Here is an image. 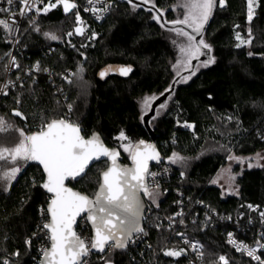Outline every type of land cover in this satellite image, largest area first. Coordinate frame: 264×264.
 <instances>
[{
    "label": "trees",
    "instance_id": "obj_1",
    "mask_svg": "<svg viewBox=\"0 0 264 264\" xmlns=\"http://www.w3.org/2000/svg\"><path fill=\"white\" fill-rule=\"evenodd\" d=\"M113 2V10L103 23L90 24V33L96 37L83 42L82 49L64 40L75 22V14L63 15L54 10L40 16L34 24L28 18L24 20L20 34L26 51L24 61L39 64L40 70L32 76L22 74L23 84L0 99V117L12 125L0 132V145L12 146L17 142L15 128L31 134L43 124L61 119L65 104L59 99L49 73L57 77L68 67L81 68L69 83H63L68 103L73 107L69 122L79 125L85 137L99 133L109 147L120 149L125 164H129L130 155L122 144L131 141L134 145L154 137L160 158L173 169L171 180L158 189L162 198L154 204L146 197L152 208L145 227L154 247L146 253L147 260L153 264H174L163 250L180 244V237H172L173 229H177L204 246L205 264H214L220 255L229 256L233 264H259L233 249L227 242V232L242 224L247 233L239 236L253 246L257 244L258 228L264 237L260 215L264 212V168L244 170L237 178V195L224 196L211 181L227 164L229 154L252 156L264 150V0L255 2L257 8L251 22L247 18V0H225L223 7L217 0L201 36L211 45L214 63L201 66L186 83L178 82L182 76L174 74L172 68L176 45L169 32L174 26H161L163 21L182 17V9L174 7L177 0H154L155 8L142 1ZM133 4L137 5L135 9ZM157 8L163 10L161 23L153 18ZM249 29L251 43L237 47L236 33L247 38ZM45 33L55 34L58 39L52 40ZM7 39L0 28V79L5 77L8 63ZM199 58L196 63L201 65L206 59ZM109 64L132 65L135 70L126 79L111 73L99 80L98 71ZM170 85L172 90L166 91ZM151 96L157 99L143 114L141 102ZM159 100L166 107L158 105L155 119L152 116L146 122ZM14 110L26 119L13 115ZM158 110L162 112L157 115ZM121 130L128 140L116 139ZM174 152L184 159L171 163L168 158ZM0 165L11 167L5 161H0ZM107 165L106 161L94 164L84 177L69 185L94 197ZM43 182L44 174L35 161L24 163L7 190L5 183L0 182V255L13 257L9 264H39L38 245L44 238L41 210L47 209L50 200L41 187ZM177 192L183 195L182 219L173 217ZM248 204L258 206L251 213L253 223L248 221ZM241 213L244 216L239 220ZM172 221L176 222L174 228ZM77 230L82 237H91L87 222ZM28 239L30 246L25 243ZM260 256L264 260V250ZM141 258L130 247L110 248L104 256L93 255L89 264H146V259Z\"/></svg>",
    "mask_w": 264,
    "mask_h": 264
},
{
    "label": "snow or ice",
    "instance_id": "obj_2",
    "mask_svg": "<svg viewBox=\"0 0 264 264\" xmlns=\"http://www.w3.org/2000/svg\"><path fill=\"white\" fill-rule=\"evenodd\" d=\"M131 3L132 0H129ZM221 7L224 6L225 0H218ZM6 3L11 6L14 3L19 4L18 10H11L9 8H0V12H10L9 19H0V28L6 33L13 32V24L16 23L17 15L21 18L28 17L30 23L34 24L35 20L29 13L39 15L41 13L47 14L51 9L56 8L58 5L63 6L65 13L77 8L76 3L70 0H48L47 4L41 8L40 4L44 0H6ZM93 3V0H89ZM144 4L152 5L155 8L154 0H142ZM217 4V0H181L177 6L185 9L183 18H177L173 21H163V10L156 9L157 15L154 19L161 23L164 27L166 24L171 23L174 27L170 29L175 31L178 36H183L187 39V44H181L179 47L180 59L174 68H177V75H180V69L191 70L189 76H182L180 81L186 83L191 76L195 75L197 67L192 65L193 59H198L199 56H206L207 59L202 62L200 66L207 67L209 64L214 63V57L210 55L211 45L206 43L203 38L196 40V35H201L205 24L212 16L213 9ZM255 0H248V21L251 22L254 15ZM137 7L133 4V8ZM152 8L149 10L151 11ZM88 10V9H86ZM92 12L107 11L108 8L90 9ZM76 21L82 24L80 15L76 13ZM175 25H185L191 28L192 32L189 33L183 28H177ZM18 31V27L16 28ZM38 30V29H37ZM77 34H82L83 29L77 27L75 29ZM195 33L196 35H193ZM46 37L56 40L58 37L52 33H45ZM72 35V33H68ZM249 36H251V29H249ZM236 39L239 43L237 47L244 44H250L251 39L245 40L241 37L240 33H236ZM175 43V41H174ZM206 50V51H202ZM252 55V53H249ZM11 63L16 67L15 57L11 59ZM39 71V64L35 66ZM106 69L100 73L104 77ZM47 71V69H44ZM121 75H127L131 68L118 69ZM9 83H12L9 81ZM5 84L0 91L7 88ZM172 86L166 91H171ZM4 94H7L6 92ZM163 95V93H161ZM157 99L155 96L145 97L143 100L144 108H150L151 101ZM19 103V101H17ZM166 107L161 104L160 108ZM71 110V105H69ZM146 114V113H145ZM159 113L157 112V115ZM13 115L23 117L22 113L14 110ZM155 119V116L152 117ZM144 117L142 115L141 120ZM186 127H193V125L185 124ZM12 125L0 117V132L11 129ZM18 133V140L12 146L0 145V161H5L11 167L5 168L0 165V182H4L7 186L16 180L18 173L21 172L24 163L29 161L38 162L42 166L43 172L46 174V179L41 184L48 193L51 194L50 201L46 210L42 209V215L47 222H44L41 230L45 231L48 236L50 246L43 248L41 264H89L87 257L93 252L105 251L106 247L111 248H124L131 239L133 233L143 232L140 227V219L144 210V204L140 198V193L143 192L145 196L153 198V192L150 191L149 184L146 182L149 177L154 178L157 176L155 172H149V161L160 162V155L156 151L154 145L145 144L143 140L132 144L131 141L127 144H122L124 151L129 153L132 161V167H121L118 163L119 152L115 149L107 148L100 140V137L93 133L90 138H85L81 135L79 125L69 122L67 119H53L50 122L43 124L36 132L28 134L21 128L14 129ZM116 139L120 141L128 140L124 131L121 130ZM101 157H106L111 161L106 170L102 171L100 180L98 181L99 187L94 194V198L81 192L73 191L72 188L66 186V180H75L82 174H86V169L93 161L100 160ZM229 160H236L237 162L244 163L245 157L229 156ZM169 161L173 164L182 161L184 158L178 153H173ZM256 164L248 163V167H264L259 161L264 159L260 153L256 154ZM23 162V163H22ZM230 173V169L228 170ZM183 174V173H182ZM234 180V176H230ZM215 182V181H214ZM159 187L158 184L155 185ZM153 202L155 200L153 199ZM251 208L252 206L249 205ZM255 210V209H254ZM46 213V215H45ZM177 215H180L178 213ZM262 221H264V212L260 213ZM77 217L89 222L93 228L94 234L91 237H82L74 229ZM182 223V221H181ZM35 235V233H34ZM264 239V237H262ZM27 245H31V239L25 241ZM229 243L233 244L237 251L246 253L249 257L264 264L256 255L257 248L264 249V244L257 241V248L249 247L243 243H237L231 238L229 234ZM193 250H197V245H192ZM19 253H13L18 255ZM184 254V250H166L164 255L179 257ZM222 264H228L224 256L219 257ZM2 264H9L5 259Z\"/></svg>",
    "mask_w": 264,
    "mask_h": 264
},
{
    "label": "built area",
    "instance_id": "obj_3",
    "mask_svg": "<svg viewBox=\"0 0 264 264\" xmlns=\"http://www.w3.org/2000/svg\"><path fill=\"white\" fill-rule=\"evenodd\" d=\"M52 2L55 3L56 0H52ZM70 2L76 3L77 8L71 10L68 13H65L63 11V6L58 5L56 8L51 9L49 12L54 11V10H58L63 15H68L70 13L75 14V22H74L71 30L66 33L64 40L67 44L77 45L78 47H80L82 49L84 47L83 42L88 43V42L94 40L96 37L94 33H92V32L90 33V30H89L90 24L92 23V24L96 25V24L103 23L110 16V14L113 10V7H114V2H113V0H93V3H91V4L89 3V0H85L84 2H80L79 0H70ZM47 3H48V0H44V3L40 4V7L42 8L44 6V4H47ZM93 7H95L96 9H103V8L107 7L108 10L107 11H97L94 13L90 10ZM0 8H9L11 10H18L19 4L14 3L13 5L9 6L6 3V0H0ZM86 9H88V10H86ZM49 12H47V13H49ZM77 12L79 13L81 21L83 22L82 24H78L76 21V13ZM43 15H46V14L41 13L39 15H35L34 13H29V16H32L34 18L35 23L39 20L40 16H43ZM27 18L28 17L21 18L17 15L16 23L13 24V32L11 34L6 33L1 28L6 33V35L8 37L6 42L10 45V51H9V56H8V63L6 66L5 77L3 79H0V88H3V86L5 84H8V87L4 88L3 91H0V99L4 95H6V94H4L5 92L8 93L11 90H15L19 85L23 84L24 79L22 77V74H24L26 76H32L38 72L35 68V66L37 64L32 65V64H28L24 61L26 51L21 45L20 34H21V28H22V25L24 23V20ZM0 19H9V22L11 23L10 12H0ZM17 27H18V31L16 30ZM77 27H81L83 29L82 34H77L75 32V29ZM70 32L72 33V35H68V33H70ZM13 57H15L16 65H19V67H16L15 65H13L11 63V59ZM80 71H81V68L75 69L74 67H68L64 71H62L57 77L53 76L52 73H49L50 81H51L53 87L55 88L56 93L59 96V99L65 104V112H64V115L62 118L67 119L68 121H69V118H71V116H72L73 107L71 104L68 103V96L66 94V91L64 90L63 83H69L75 77V75ZM9 81H11L12 83H9ZM69 105H71V110H69ZM27 127H29V126L27 125ZM262 136H264V130L262 132ZM149 172L157 173V176L154 178L155 182H153V178H151V177L148 178V184H149L150 191L160 189L162 187V185L165 184L167 181H170L172 176H173V169L171 168L169 163H167L165 160H163L161 158H160V162H156ZM181 177L184 178V175L182 174ZM156 184L159 185L158 188H156V186H155ZM177 194L179 196V198L176 202L177 210H176V213L173 215V217L175 219H182L185 215V209L183 207V201H182L183 195L179 192H177ZM146 203H147V211H146L145 220H144L143 232H139L134 238H132L127 248L130 247V248L135 249V252L141 255V257H142L141 259H146L145 261L147 263L153 264V262H150L145 257L147 252L152 251L154 249L153 245L149 241V232L145 227V224L148 221L149 216L151 215V208L152 207H151L150 203H148V202H146ZM249 205H251V204H248V206H247L248 211H249V215H250L248 218V221L253 223V219L251 218V213L257 211L258 206L251 205L252 207L250 208ZM44 210H46V209H44ZM178 213H180V215H177ZM214 214L216 215L217 212H214ZM45 215H46V213H45ZM243 216H244V213H241L238 219L242 220ZM41 219H42V225L44 222H47L44 219V216L42 215V210H41ZM85 222H87V221L82 219L79 223L78 228L83 227ZM172 223H173V228H174L176 226V222L172 221ZM206 227L207 226L205 225L204 229ZM45 231H47V230H44V233H45ZM77 232H78V230H77ZM230 233H231V238L234 241H236L237 243H243V244L248 245L249 247L257 248V244L253 246L243 236H239L240 233H242V235L247 233L246 230L244 229V227L242 226V224H239L237 226V229L229 230V232H227V242L228 243H229V234ZM262 235H263L262 230L260 228H258L257 233H256L257 241L264 244V242L261 239ZM172 237L175 239L180 237L181 238L180 244L177 246L166 248L165 250H163V253L166 250H177V251L180 249L184 250V254L179 256V257L171 256L173 261H174V264H178L179 262H181V264H205V263H203L204 246L200 242L189 240L188 236L186 235L185 232L179 231L177 229H173ZM193 244L197 245V250H193V248H192ZM229 244L233 249L236 250V248L234 247L233 244H231V243H229ZM49 246H50V241L48 239V236H46L44 234L43 241H41V243H39V245H38V251H39L41 259H42V251L41 250L43 248L49 247ZM263 250L264 249H262V248H257L256 255L261 258L260 255H261V252ZM238 252L247 255L244 252H241V251H238ZM92 256L93 255L90 254L89 257H87L88 261ZM133 256H134V253H133ZM220 256H224L227 259L228 264H233V261L229 256H226V255H220ZM219 257L214 264H222V262L219 261ZM5 259H7L10 263L11 260L13 259V257H10L9 255H0V264H2V262ZM41 259H40V261H41ZM40 261H39V264H40ZM253 261L260 264V262L255 260V259H253Z\"/></svg>",
    "mask_w": 264,
    "mask_h": 264
},
{
    "label": "rangeland",
    "instance_id": "obj_4",
    "mask_svg": "<svg viewBox=\"0 0 264 264\" xmlns=\"http://www.w3.org/2000/svg\"><path fill=\"white\" fill-rule=\"evenodd\" d=\"M137 1H142V0H137ZM257 0H255L256 2ZM181 3V0H177V5ZM150 5V4H149ZM176 5V6H177ZM178 8V7H176ZM182 9V17H179V18H183V15H184V12H185V9L180 7ZM256 8H257V5L255 3L254 5V15H255V11H256ZM254 15H253V18H254ZM247 16H248V0H247ZM252 18V19H253ZM180 28H183L185 31L191 33L192 30L191 28H188L187 26L185 25H180ZM193 35H196L195 33H192ZM169 35H170V38H171V41L174 43L175 41V45H176V60L175 62L173 63L172 62V68H173V71H174V74H177V71L178 69L177 68H174V65L177 64V61L178 59H180V51H179V47L181 44H187V39L183 36H178L176 34L175 31H170L169 32ZM198 37L199 35H196V40H198ZM243 38V37H242ZM245 40H249V39H252V37L248 36L247 38H243ZM245 46H248L249 44H244ZM242 45V46H244ZM202 51H206V50H203ZM199 58V57H198ZM200 58H202L203 60L207 59L206 56H203L201 55ZM199 58V59H200ZM198 59H193L191 61L192 65L195 64V66L197 67V70L201 67L200 64L196 63L198 62L197 61ZM190 70V69H189ZM189 70H183V69H180V75L181 76H189L187 74H185L187 71ZM185 74V75H184ZM144 100V99H143ZM143 100L141 102V111L143 114L145 113H148L149 111V108H144L143 106ZM152 102V101H151ZM159 114L162 112L161 110H158L157 111ZM156 112V113H157ZM257 153H260L262 156H264V150L262 151H259ZM256 153V154H257ZM256 154L252 155V156H236L234 154H229V156H236V157H245V158H250V159H246L244 163H240V162H237L236 160H229L228 158V162L227 164L222 167L218 172L217 174L214 176V178L212 179V183L216 186H218L220 189H221V192L224 196H230V195H237L238 194V191H239V187L237 185V178L238 176L244 171V170H248V169H254V168H264V167H252V168H249L247 165L248 163H252V164H256L257 163V160L255 159L256 157ZM259 163L261 165H264V159H261L259 161ZM230 169V173H229V170ZM230 176H234L235 179L232 180L230 179ZM215 181V182H214ZM153 192V198H149L147 196V199L151 202H153V199L155 200V202H153L154 204H156L161 198H162V195L160 194L159 190H152Z\"/></svg>",
    "mask_w": 264,
    "mask_h": 264
},
{
    "label": "water",
    "instance_id": "obj_5",
    "mask_svg": "<svg viewBox=\"0 0 264 264\" xmlns=\"http://www.w3.org/2000/svg\"><path fill=\"white\" fill-rule=\"evenodd\" d=\"M132 2H139V1H137V0H132ZM146 6H148V5H146ZM199 39H201V35H199L198 40H199ZM198 40H197V41H198ZM194 66H195V64H194ZM127 67H130V68H131V71H130L127 75H121L120 72L118 71V69H120V68H127ZM109 68H111L112 70H111V71H107L106 75H105L104 77H101V76H100V73H101L102 71H105L106 69H109ZM134 70H135V69H134V67H133L132 65L109 64V65L104 66L103 68H101V69L98 71V73H97V78H98L99 80L103 81V80H105V79H106L111 73H115V74H117L118 76H120L121 78L126 79V78H129V77L133 74ZM189 71H190V70H189ZM189 71H187L185 74H188ZM185 74H184V75H185ZM160 103H163L162 100H159L157 103H155V104L153 105V108H152V112H151V114L145 119L146 122H148L149 119L154 115L155 110H156V108L158 107V105H160ZM80 129H81V128H80ZM96 134L100 137V140L104 143V145H105L107 148H109V149H115L116 151L119 152V157H118L117 163H118L121 167H132L131 157H130V159H129V164H125V163L123 162V154H122V152L120 151V149L115 148V147H109V146L105 143V141L103 140V138L101 137V135H100L99 133H96ZM81 135L84 136L82 130H81ZM84 137H85V136H84ZM90 137H91V136H90ZM90 137H85V138L87 139V138H90ZM143 141L145 142V144H151V145H154L155 148H156V151H157V152L159 153V155H160V152H159V149H158V146H157V143H156L154 137H151V140H150V141H146V140H143ZM102 161H106V162L108 163L107 167H108V166L110 165V163H111V161L108 160L106 157H101L100 160L93 161V162L89 165L88 169H86V173L88 172V170H89L94 164H96V163H98V162H102ZM156 162H157V161H149V171L151 170V168L154 166V164H155ZM36 163L38 164V162H36ZM38 165H39V164H38ZM39 166H40V168L42 169V172H43V168H42V166H41V165H39ZM105 170H106V169H105ZM43 174H44V180H45V179H46V174H45L44 172H43ZM85 175H86V174H82L80 177H77L74 181L79 180L80 178L84 177ZM100 177H101V175H100ZM71 181H72L71 179H70V180H66V181H65L66 186L69 187V188H72L73 191L80 192V191L76 190L74 187H72V186L69 185V183H70ZM146 182L148 183V179H147ZM43 189H44V188H43ZM44 190H45V189H44ZM97 190H98V189H97ZM45 192L49 195V197H51V194H50V193H48L46 190H45ZM81 193H82V192H81ZM83 194H84V193H83ZM86 195H87V194H86ZM139 195H140V198H141V200H142V202H143V204H144V210H143V212H142V216H141V219H140V227L143 229V226H144V220H145V215H146V211H147V203H146V197H147V196H145V195L143 194V192H141ZM89 197H90V196H89ZM90 198H94V197H90ZM49 201H50V200H49ZM47 207H48V206H47ZM81 220H82V219H81L80 217H77L76 224L74 225V229H75V231H77V228H78L79 223H80ZM87 224H88V226H89V228H90V230H91V236H92V235L94 234L93 228H92V226H91V224H90L89 222H87ZM137 234H138V233H133L132 236H131V239L134 238ZM131 239L129 240V242L126 244V246H125L124 248H119V249H122V250L127 249V247H128V245H129ZM110 248H111V247H106V248H105V251H104L103 253H101V252H97V251H93L91 254L94 255V256H104V255L108 252V250H109ZM41 260H42V259H41ZM40 264H41V261H40ZM106 264H112V263H109V262H108V263H106Z\"/></svg>",
    "mask_w": 264,
    "mask_h": 264
}]
</instances>
